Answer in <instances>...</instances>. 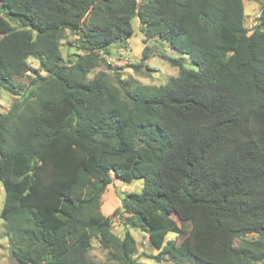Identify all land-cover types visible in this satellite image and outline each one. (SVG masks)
Masks as SVG:
<instances>
[{"label":"trees","instance_id":"16d2710c","mask_svg":"<svg viewBox=\"0 0 264 264\" xmlns=\"http://www.w3.org/2000/svg\"><path fill=\"white\" fill-rule=\"evenodd\" d=\"M244 1L0 0V91L21 96L0 112V218L19 264H142L130 229L174 264H264V7L249 34ZM133 19L198 69L162 55L180 72L161 86L89 79ZM68 32L82 54L65 59ZM113 178L144 181L114 211L123 238L101 211Z\"/></svg>","mask_w":264,"mask_h":264},{"label":"rangeland","instance_id":"374dc122","mask_svg":"<svg viewBox=\"0 0 264 264\" xmlns=\"http://www.w3.org/2000/svg\"><path fill=\"white\" fill-rule=\"evenodd\" d=\"M141 1V0H138ZM264 7V0L244 1L245 20L244 26L247 28L249 34L253 32L258 24L260 12ZM3 23L9 27V23L3 19ZM132 27L134 33L127 38L126 44L122 46H113L110 53L100 52V64L93 69L88 78L92 79L98 73L104 72L107 75L108 81L117 85V77L128 81L132 86L149 85L161 86L166 84L171 78L179 75V68L173 67L162 58V55H167L175 59H183L184 67L187 69L197 70L198 67L191 61V59L178 51L173 50L169 43L163 42L158 38L146 40L141 32V23L138 19L132 20ZM3 34V33H2ZM0 33V36L2 35ZM76 36L68 32L67 38L61 42V51L65 59L73 53H81L74 46ZM73 45V46H72ZM148 47V59H143L144 49ZM82 54V53H81ZM29 65L36 73L46 76V73L41 71L39 60L35 57L28 59ZM135 66H140L137 70ZM28 73L31 77H35L36 73ZM17 84L24 87L27 91L30 87V78L27 76L16 81ZM21 99V96H15L5 90L0 91V112L6 113L10 110L14 99ZM61 119L58 120L57 125H60ZM144 188V181L136 179L132 183H124L118 178H113V183L109 185L101 198V211L106 216H112V231L115 235L123 238L126 232L124 225V217L120 212L114 214L116 209L121 207L123 197L128 193H140ZM5 192L0 184V213L4 206ZM189 230V226H186ZM131 234L138 243L137 252L134 257L142 264H174L167 256H161L159 251L155 249L150 243V236L141 230L130 229ZM182 236L174 233H169L167 239L182 241ZM256 236H246L243 239H255ZM241 239L236 240V244ZM14 242L8 232V229L0 218V264H19L12 253ZM90 258L95 262L104 263L107 259V252L102 249L98 240L92 241V248L89 252Z\"/></svg>","mask_w":264,"mask_h":264},{"label":"water","instance_id":"95a60500","mask_svg":"<svg viewBox=\"0 0 264 264\" xmlns=\"http://www.w3.org/2000/svg\"><path fill=\"white\" fill-rule=\"evenodd\" d=\"M112 173H114V172L112 171Z\"/></svg>","mask_w":264,"mask_h":264}]
</instances>
